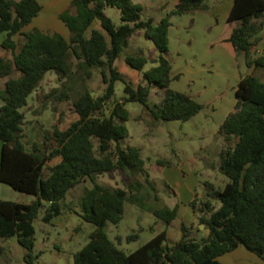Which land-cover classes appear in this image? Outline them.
<instances>
[{"label":"trees","instance_id":"trees-1","mask_svg":"<svg viewBox=\"0 0 264 264\" xmlns=\"http://www.w3.org/2000/svg\"><path fill=\"white\" fill-rule=\"evenodd\" d=\"M228 21L236 52L244 53L249 66L264 67V53L252 57L258 34L263 28L264 0H234ZM108 6L121 10L122 23L116 25L106 15ZM206 0H179L156 23L142 19L143 6L134 0H71L59 13L67 26V38L58 31L34 27L27 30L41 13L39 0H0V182L36 198L20 202L0 198V240L17 237L26 249V264H35L42 252H35V225L40 211L52 222L61 215L69 192L86 180L80 198L82 216L96 225L89 242L74 255V264H223L219 257L245 246L264 261V80L247 74L238 83L237 103L224 120L220 134L234 145L220 151L219 169L230 180L224 187L203 182V197L190 203L199 225L182 223L181 237L167 244L168 229L178 217L179 204L171 207L160 196L149 178L146 161L139 147H123L121 139L130 135L126 122L128 101H138L155 120L187 121L205 107L192 95L171 87L172 63L169 28L173 15L208 9ZM99 21L101 28H92ZM152 40L161 55L157 65L145 69L148 56L140 48L125 57L127 65L142 72L136 85L117 66V60L138 30ZM73 54L85 77L100 69L103 92L94 95L89 88L77 92L73 107L78 118L66 129L55 125L28 148L24 140L29 96L46 74L53 70L60 79L72 75L69 56ZM125 83V97L116 99V82ZM153 87L165 91L158 102L150 103ZM61 97L70 98L63 91ZM59 98V97H58ZM61 160L49 166L54 158ZM158 165H167L158 160ZM46 168L48 173H46ZM118 171L129 175L126 186L100 183L98 177ZM144 174H146L144 176ZM158 202L148 205L149 202ZM126 202L146 207L167 228L132 252L119 248L107 235L108 221H122ZM76 206V205H75ZM200 224H204L207 233ZM137 234L131 237H137ZM5 245L0 244V255Z\"/></svg>","mask_w":264,"mask_h":264},{"label":"rangeland","instance_id":"rangeland-1","mask_svg":"<svg viewBox=\"0 0 264 264\" xmlns=\"http://www.w3.org/2000/svg\"><path fill=\"white\" fill-rule=\"evenodd\" d=\"M144 6L142 19L154 17L156 23L161 20L159 4L162 0H134ZM57 12L54 16H48L46 12L40 13L32 24L26 27L30 30L34 27L58 31L69 38L70 32L67 26L59 18ZM105 13L116 25L122 23L121 10L118 7L108 6ZM92 28H101L99 21H96ZM5 33L0 32V43ZM257 42L264 43V26L258 34ZM142 48L149 58L145 69H149L157 63L154 60L161 55L155 43L146 38L144 31L138 29L130 38V44L121 53L117 60V66L136 85L142 82V72L133 69L125 62L128 54L136 53ZM0 49H3L0 47ZM263 54V53H261ZM257 49L252 51V57L261 55ZM241 70L245 73L254 74L264 80V67L249 66L244 53L239 54ZM72 66V75L60 79L59 75L51 70L42 80L40 86L29 96V103L22 108L26 112L24 124V140L28 148L34 141L41 140L45 130H53L55 125L61 129L68 128L73 121L78 118L73 107V98L77 92L89 88L94 95H99L105 88L102 72L94 69L91 77H85V71L79 67L77 59L73 54L69 56ZM3 81L0 83L2 85ZM125 83L121 80L116 82V99L123 100L125 97ZM66 91L70 98L61 97V93ZM165 96V91L158 87H153L150 95V103L158 102ZM59 97V98H58ZM3 100L0 99V106ZM126 107L130 112V119L126 122L130 135L121 139L123 147H139L142 149V157L146 161V169L149 178L156 184L159 196L171 207L176 204L178 197L175 195V184L167 177L172 172L177 171L180 165L195 168L200 179L196 188V196L203 197L206 180L214 182L219 187H224L230 180L219 169L220 151L223 147L234 145V140H227L220 134L223 123L222 115L213 109L204 107L196 115L187 121L170 120L157 121L152 116L147 107L138 101L126 102ZM166 160L167 165L159 167L158 160ZM61 160L54 158L49 162V166L55 165ZM46 173L48 169L46 168ZM146 174H144L145 176ZM100 183L113 186H126L129 175H122L115 171L103 174L98 177ZM90 180H86L72 189L66 200L64 212L56 217L52 222H45L43 216L45 209L40 211L34 225L35 252L41 256L35 264H74V255L81 250L90 240L91 233L96 229V225L87 221L82 216V209L79 206L80 198L86 186H92ZM177 197V198H176ZM0 198L11 199L29 203L36 197L33 194L25 193L14 189L7 183L0 182ZM155 205L158 202L151 201L148 205ZM76 205V206H75ZM183 206V204L181 203ZM181 221L175 220L168 229L170 237L166 241L172 244L176 233H181ZM199 225V221L193 223ZM203 234L205 225L200 224ZM167 228V225L158 219L146 207L138 204L126 202L124 216L121 222L108 221L105 227L109 238L121 249L132 252L142 244L149 241L158 232ZM172 231V232H171ZM137 234V237H131ZM180 234V235H181ZM0 244L5 245V251L0 255V264H26V249L18 242L17 237L0 240ZM237 250L228 252L219 257L223 264H264L260 257L252 252L251 255H244Z\"/></svg>","mask_w":264,"mask_h":264},{"label":"crops","instance_id":"crops-1","mask_svg":"<svg viewBox=\"0 0 264 264\" xmlns=\"http://www.w3.org/2000/svg\"><path fill=\"white\" fill-rule=\"evenodd\" d=\"M39 2L42 5L41 13L46 12L50 17L66 8L71 0H39ZM178 2L179 0H162L159 4L161 11L159 20ZM206 2L208 9L171 17L167 54L172 63L171 87L189 93L205 107L218 111L224 122L225 118L235 110L238 83L249 73L241 70L239 54L231 41L234 24L228 21V17L235 1L206 0ZM260 21L264 26V16ZM256 49L260 54L264 53V43L258 42ZM1 148L0 141V154ZM167 178L174 182L177 189L175 195L178 197L176 204H179V211L175 220L179 219L181 226L184 222L193 224L197 217L190 203L196 197V188L200 181L197 170L183 164ZM180 234L176 233L173 243L180 239ZM170 235L168 232V237ZM240 252L251 257L254 255L245 246L240 248Z\"/></svg>","mask_w":264,"mask_h":264},{"label":"water","instance_id":"water-1","mask_svg":"<svg viewBox=\"0 0 264 264\" xmlns=\"http://www.w3.org/2000/svg\"><path fill=\"white\" fill-rule=\"evenodd\" d=\"M201 225H203V226H204V224H201Z\"/></svg>","mask_w":264,"mask_h":264}]
</instances>
